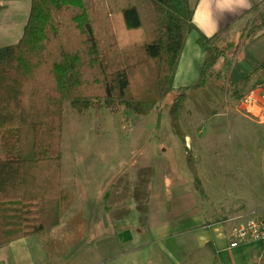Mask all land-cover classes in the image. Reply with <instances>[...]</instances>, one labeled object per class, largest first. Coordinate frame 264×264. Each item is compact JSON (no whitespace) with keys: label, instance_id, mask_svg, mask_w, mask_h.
<instances>
[{"label":"trees","instance_id":"1","mask_svg":"<svg viewBox=\"0 0 264 264\" xmlns=\"http://www.w3.org/2000/svg\"><path fill=\"white\" fill-rule=\"evenodd\" d=\"M6 1L13 0H0V10ZM28 1L29 16L20 39L0 47V248L14 238L55 228L69 204V194L61 186L65 100L76 114L91 109L150 113L175 93L172 80L186 35L197 30L188 0H149L157 27L142 45V57L107 72L88 10L104 16V0ZM121 14L128 29L141 26L135 6L123 8ZM181 28L183 33L178 32ZM222 37L221 32L210 37L198 32L197 45L211 50L198 80L176 91L169 107L171 131L180 139L185 136L180 103L188 90L206 86L209 69L229 49L217 47ZM245 61L251 70L239 72L242 82L264 74V60L247 56ZM235 97L241 98L238 93ZM186 163L194 188L205 196L191 154Z\"/></svg>","mask_w":264,"mask_h":264},{"label":"rangeland","instance_id":"2","mask_svg":"<svg viewBox=\"0 0 264 264\" xmlns=\"http://www.w3.org/2000/svg\"><path fill=\"white\" fill-rule=\"evenodd\" d=\"M104 5L106 14L102 17H96L88 10L101 59L105 70L110 72L142 57V45L149 40L157 23L149 0H104ZM129 5L135 6L141 20V26L137 29H128L124 24L121 10ZM261 23L257 18L250 25L238 22L231 26L216 43L217 47L229 46V49L209 69L206 86L199 90H188L180 103L178 116L185 134L194 133L193 128L203 131L199 135L203 138L200 154L194 147L188 150L189 147L183 144L185 134L183 140L171 131L169 107L178 92L169 94L146 115L131 112L111 114L105 109L76 114L69 100H65L61 142L62 186L70 199L58 226L60 228L47 230L39 236L45 241L47 252L53 253L62 248L50 243L57 242L63 235L74 234L80 227L90 228L100 223L99 214L90 212H99L102 206H106L112 187H119L124 192V197H121L124 200L135 193V187L141 182L128 183L134 180L126 176L130 169H135L133 177L137 176L138 171L143 176L149 167L158 169L160 182L152 185L153 194H156L152 197V203L154 207L155 200L162 201L163 211H166L165 201L168 206L171 196L193 193L195 197L191 198L195 201V207L202 213L212 211V216H228L227 211L235 208L241 198H252L253 190L244 179L253 175L257 176V190L261 194L259 197H263L264 206V157L261 158L264 152V119L263 116L249 114L241 106V100L248 93H255L256 88L260 92L255 94L264 96V84L258 85V78H253L252 83L242 82L240 71L235 66V63L249 56L247 49L252 40L264 34V25L257 28ZM178 32L183 33L184 29ZM239 41L242 44L234 55ZM233 85L237 88H233ZM237 93L241 97L239 101L235 97ZM187 154L193 156L205 196L193 186L186 163ZM160 192L162 197H157ZM83 210L89 214H80ZM69 215L75 221L67 220ZM259 215H264V209L251 219L263 220L264 216ZM95 217L99 220L95 221ZM246 223L247 220L240 225ZM90 239L93 240V237ZM80 247L83 248L76 246ZM263 251L264 247L261 246L264 257Z\"/></svg>","mask_w":264,"mask_h":264},{"label":"crops","instance_id":"3","mask_svg":"<svg viewBox=\"0 0 264 264\" xmlns=\"http://www.w3.org/2000/svg\"><path fill=\"white\" fill-rule=\"evenodd\" d=\"M188 1L194 8L192 22L197 30L186 35L172 80L175 92L194 84L200 76L209 48H200L197 45L198 32L206 37L221 32L224 37L229 28L238 22L250 25L251 21L259 18L262 23L257 28L264 25V0ZM29 11L28 0L3 3L0 10V47L14 44L20 39ZM262 30L263 28L259 31ZM247 53L258 62L264 60V34L252 40ZM235 65L244 74L251 70L245 60ZM263 75H255L249 82L252 83L253 78H258V85L263 86ZM233 78L235 79L234 75ZM254 91L260 92V89L256 88ZM193 131L195 132L191 134L183 131L186 135L183 144L189 147L188 150L194 147L200 154L203 138L199 135L203 131H196L194 128ZM263 157L264 152L261 155ZM134 171L135 169H130L126 176L134 179L128 183L141 182L135 187V193L124 200L121 198L124 197V192L119 187H112L106 206H102L99 212H90L99 214L100 223L90 228L80 227L74 234L63 235L57 242L50 243L51 246L62 247L53 253L45 250V241L39 237L42 233L14 238L0 248V264H264L262 245L249 242L238 247L229 246L233 239V227L254 218V215L264 209L263 197H259L261 194L257 190L256 175L244 179L253 190L251 199L241 198L235 208L227 211L228 216H212V211L204 214L195 207L193 193L171 196L168 206L166 201L164 203L166 211L161 209L163 204L159 200H155L153 207L152 197L156 194H153L152 185L160 182L161 174L158 169L149 167L143 176L138 171L137 176L133 177ZM157 197H162L161 192ZM68 206L69 204L66 208ZM80 214L86 216L89 212L83 210ZM96 217L94 220H99ZM67 220L75 221L70 215ZM90 237L93 240H89ZM77 245L83 248H76Z\"/></svg>","mask_w":264,"mask_h":264},{"label":"built area","instance_id":"4","mask_svg":"<svg viewBox=\"0 0 264 264\" xmlns=\"http://www.w3.org/2000/svg\"><path fill=\"white\" fill-rule=\"evenodd\" d=\"M241 106L249 114L255 116L260 115V117L263 116L264 119V96L260 97V94L250 92L248 93V96L244 98V100H241ZM251 111H255L258 113H254ZM232 236L233 239L230 241V247H237L240 244L249 242H257L264 247V219L247 220L246 224L237 226L232 230Z\"/></svg>","mask_w":264,"mask_h":264}]
</instances>
